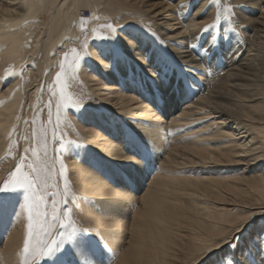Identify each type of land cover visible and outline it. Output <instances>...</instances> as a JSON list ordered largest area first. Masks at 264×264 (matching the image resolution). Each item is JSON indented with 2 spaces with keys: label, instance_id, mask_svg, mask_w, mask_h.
Instances as JSON below:
<instances>
[{
  "label": "bare ground",
  "instance_id": "bare-ground-1",
  "mask_svg": "<svg viewBox=\"0 0 264 264\" xmlns=\"http://www.w3.org/2000/svg\"><path fill=\"white\" fill-rule=\"evenodd\" d=\"M231 3L245 15L230 11L220 21L218 6L232 10ZM231 3L0 0V158L13 154L14 168L46 141L47 207L52 199L58 207L62 199L96 202L92 213L110 215L103 206H111L116 214L145 180L141 166L162 157L156 171L148 169L150 188L115 264H264V0ZM83 8L88 17L79 16ZM107 24L118 29L115 38L92 39L112 35ZM202 35L210 59L192 64L191 43ZM73 47L88 53L68 81L77 107H61L57 119L50 86ZM94 155L107 161L103 169L124 174L121 185L104 181ZM11 194L0 216L13 204L10 233L18 240L26 230L22 193ZM109 215L93 233H121ZM240 217L247 220L238 227ZM12 237L6 252H16Z\"/></svg>",
  "mask_w": 264,
  "mask_h": 264
},
{
  "label": "rangeland",
  "instance_id": "rangeland-1",
  "mask_svg": "<svg viewBox=\"0 0 264 264\" xmlns=\"http://www.w3.org/2000/svg\"><path fill=\"white\" fill-rule=\"evenodd\" d=\"M231 2H232V0H230V3ZM231 4L234 7L231 10V14L234 12L233 15L237 14L236 16L245 15L244 8H241L240 5L235 4V3H231ZM224 5L225 4H223V6H221V5L218 6V7H221V9L219 8L218 12H217V15L219 17L218 19L220 21H222L220 19V17H223L224 13L225 14H226V12L229 13L228 11H225L226 8H223V7H225ZM79 16L80 17H88L89 16L88 9L87 8L80 9L79 10ZM44 19H46L45 16H44ZM221 25L222 24H219V26H221ZM215 26H217V25H215ZM218 27H216V29H219ZM248 29L249 28L242 27L241 32L242 33H244V32L248 33V31H249ZM250 34L254 35L255 33L253 34L250 32ZM253 39H254V37H253ZM253 39L251 37V41H253ZM192 45H196V46L191 47L192 51H191L190 56H188V58L190 57L194 60L191 63L192 64L196 63L198 65H199V63H201V61L203 63L206 61V63H207V61H208L207 58L210 59V51H207V50H209V47L211 46V42L207 41V38L205 39V37L202 35V36L194 38L192 43H191V46ZM216 47H218V46H216ZM244 48H247V43H246V46ZM184 54H187V53H184ZM203 58H204V60H203ZM39 61H40L39 56L36 55L33 58L32 64H34V66L35 65L39 66L40 65V63H38ZM201 68L204 69L205 67L203 66ZM209 70H211V69L209 68ZM209 70L204 71L205 74H208V75H204V77L205 76L207 77V80H205V82H207V83H211V80H209L210 79L209 73L212 71H209ZM180 74H185V73L180 71L179 75ZM82 124H83L82 121H80L79 125H82ZM115 132H116L115 133L116 134V140L119 141L121 138V134L118 132V128H116ZM112 139L115 140V138H112ZM134 140H135V138L132 139V142ZM127 146H129V143L126 141L125 147H127ZM14 151L15 150H13V152ZM136 151L140 152L138 149H136ZM143 152L146 153L145 150ZM7 156L4 157V159L0 158V165L3 164L2 166H0V172H2V173H0V181H2L6 177L7 173L9 172V171L5 170L6 168L9 170L13 169L12 166L14 164V160H13L14 155L12 154V157H11V154L8 157ZM83 156H84V154H83ZM136 157H138V155H136ZM143 157L144 156L141 155L139 158L142 159ZM91 159H92L91 161H93V162L100 163L99 165H97V167H100V168L104 167L106 162H107L103 157L102 158L96 157L95 155ZM161 159H162V157L160 156V157H158V159L150 160L148 164L141 166L142 168H140V170L145 169V172H146L145 178H144L145 180L144 181L142 180L143 182L141 183V185H138L139 187L136 186V189L130 193V195L133 196L132 200L129 201L128 204H125L120 210H117L119 213L116 212V214H115V212L112 211L114 208H112L111 206H103L104 208L110 209L109 212L111 214L110 215L106 214V215H109L111 218H115V220L117 218L119 223H121L122 226H117V228L120 227L121 233L119 231H117V233L114 236L113 232H108V231L103 232V228L97 229V233H93L94 229H96L98 223L106 218V215L103 213H92V209L95 208L96 206H98V205H96V202H92L90 204H82L84 201L83 202H72V203L68 202L69 208H73V209L77 208L74 211V214L72 217L73 220L77 223V225L80 228L86 229L88 231L85 232L83 230L78 229L76 232L73 233L72 239L70 241L65 242L63 247L59 248L53 254L52 257L45 258L44 260H42L40 262V264H115V261L117 260V258L115 256L116 248L119 249V251H122V249H124L126 246L129 245V239L128 238H129L130 229L132 228L131 222L133 219H136V220L139 219V214L136 212L140 208L139 202H140L142 196L145 194L146 189L150 188L149 184L151 183V179H152L151 177L153 176V174H152V172H149L148 169L153 168L156 171L157 170V164L159 163V161H161ZM100 160L102 162H97ZM5 161H6V163H5ZM7 161L9 162L10 166H6V165H8ZM241 167H243V166H241ZM137 168H139V167L136 166L135 170ZM95 170H97V172L99 174H101L100 170L97 169L96 167H95ZM101 172L102 173L104 172V176H105L104 181L107 179L110 183L114 184L116 187L118 185H121L124 174H122L118 169L112 170L111 172H109V171L102 168ZM135 172H137V171H135ZM131 173L133 174V171H131ZM133 175L137 176L135 173ZM1 176H2V178H1ZM61 183H60L61 186L58 184V187H60L61 190L63 189L62 191H65L66 185H63V182H61ZM148 185H149V187H148ZM0 186H2V184H0ZM115 189H119V188H115ZM45 190H46V188L44 189V191ZM11 192L12 191L0 190V199H1L0 202L11 199V198H15V196H13L11 194ZM3 196H5V197L3 198ZM62 201H63V205L58 207L60 209L64 208L65 199H62ZM0 208H1V206H0ZM40 210L46 211L50 214L51 202L48 205V207L42 206ZM16 214L17 213H15L14 208H13V204H12V207L9 208L8 212H6L0 216V264H22V261L24 259L23 255H22V251H23V240H24L25 235H26V230L24 232L25 233L24 237L22 239H18V240L14 239L12 237V234L10 233L12 221L15 220ZM19 217L21 218L20 221L21 222L24 221L25 226H26L28 223V212H27V210L24 209L23 215L19 216ZM109 222L111 224V223H114L115 221L110 220ZM80 225H82V226H80ZM104 235L106 238H104ZM11 237L14 239V241L8 243V245L12 246V248L16 252H12V251L6 252V250L4 248L5 242L8 241L9 238H11ZM118 247H120V248H118ZM14 258L16 259L15 261H14ZM29 260L31 261L32 257H29Z\"/></svg>",
  "mask_w": 264,
  "mask_h": 264
},
{
  "label": "snow or ice",
  "instance_id": "snow-or-ice-1",
  "mask_svg": "<svg viewBox=\"0 0 264 264\" xmlns=\"http://www.w3.org/2000/svg\"><path fill=\"white\" fill-rule=\"evenodd\" d=\"M217 4L220 0H215ZM230 12L231 7L225 9ZM107 29L110 30L112 35H94L92 39H114L117 33V28H113L111 24H107ZM214 27L213 24L207 25L203 31H208L209 28ZM93 29V33H96ZM214 39V38H213ZM87 39L84 41V46H87ZM196 45H192L195 47ZM88 56L85 51L83 54L73 47L68 52H65L63 59L60 62L59 71L56 72L54 77V84L50 86V91L55 96L58 93V100L56 103L57 119L61 107L68 108L71 104L72 107H77L74 97L69 93L70 79H75L74 73L79 68L84 58ZM52 104H48L49 123L52 117ZM41 151L44 153L41 156ZM59 151V150H57ZM28 149H25V153ZM47 143L46 141L40 149L33 147L31 149L30 157L21 155L19 163H16L14 168L9 170L6 177L0 181V190L13 191L22 193L21 208L28 212V223L26 225V235L23 240L24 257L22 264H40L45 258H50L59 249L62 248L65 242L72 239L73 233L78 229L87 232L88 230L80 228L73 220L74 209L68 207V201H64V208H58V202L55 199L51 200V212L41 211V207H47L49 194L44 191L47 187V179L45 176V161L47 160ZM60 175L63 176V166H61ZM43 193V194H42ZM55 196L56 193H51ZM247 220L246 217H240L234 223L239 227ZM220 244L217 245L219 247ZM211 251V250H209ZM32 257V260H29ZM230 264V262H229Z\"/></svg>",
  "mask_w": 264,
  "mask_h": 264
}]
</instances>
